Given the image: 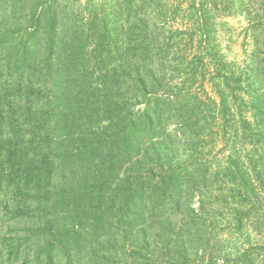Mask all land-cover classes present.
Segmentation results:
<instances>
[{
  "label": "trees",
  "instance_id": "obj_1",
  "mask_svg": "<svg viewBox=\"0 0 264 264\" xmlns=\"http://www.w3.org/2000/svg\"><path fill=\"white\" fill-rule=\"evenodd\" d=\"M28 8L0 0V264H264V241L222 262L212 242L216 219L264 233V157L254 177L238 161L214 172L204 163V140L233 128L226 60L118 40L120 24L104 38L108 20L91 22L89 51L91 34H68L58 5ZM198 77L203 93L191 87ZM254 101L263 151L264 92Z\"/></svg>",
  "mask_w": 264,
  "mask_h": 264
},
{
  "label": "rangeland",
  "instance_id": "obj_2",
  "mask_svg": "<svg viewBox=\"0 0 264 264\" xmlns=\"http://www.w3.org/2000/svg\"><path fill=\"white\" fill-rule=\"evenodd\" d=\"M133 1L135 14L128 9L131 5L129 0H1V3L14 6L18 15L21 12L27 14L30 6L40 9L44 5L55 3L62 11L63 19L68 22L65 27L68 34H72L76 29L78 32L84 30L87 35L91 34L89 51L96 47L98 40V35L90 31L91 22L96 20V23H102L108 20V25L101 30L104 31V38L106 34V37L111 39V28L120 24L124 27V32L118 40L128 41L138 36H148L170 45L165 50L166 53L172 54L170 56L193 58L201 52H215L223 57L227 62V70L233 74L223 85L229 86L228 117L233 128L230 129L229 126L222 142H211V134L204 140L203 147L207 154L204 163L214 172L219 166H229L231 160L238 161L244 168L241 174L246 171L254 177L256 173L253 168L260 161L259 157H264V150L258 149L255 143L259 126L256 124L258 117L254 108V98L264 92V0ZM107 41L109 43V40ZM169 65L171 69L176 68L177 80L183 65L176 60ZM202 79L198 77L191 86L197 87L200 93H203ZM203 83L212 93L209 82ZM205 109L206 107L204 111ZM245 119L250 123H244ZM176 126V121L172 119L168 130L173 131ZM208 128L211 132L215 130L213 121ZM261 179L264 180V176ZM220 183L211 178L205 197L208 202H215L212 209L215 212L223 206L213 198L217 192H221ZM262 186L263 190H259L264 203V183ZM200 201L201 196L197 194L192 206L199 207ZM219 212L226 215L223 209ZM260 212L264 215L263 209ZM211 229L212 242L221 252L218 256L221 262L225 258H233L236 250L249 243L264 241V233L260 234L247 226L241 234L227 219H216L211 223Z\"/></svg>",
  "mask_w": 264,
  "mask_h": 264
}]
</instances>
